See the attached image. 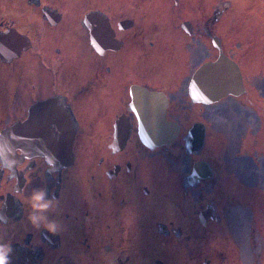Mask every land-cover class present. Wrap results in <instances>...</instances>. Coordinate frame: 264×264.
Segmentation results:
<instances>
[{
	"label": "flooded vegetation",
	"instance_id": "obj_1",
	"mask_svg": "<svg viewBox=\"0 0 264 264\" xmlns=\"http://www.w3.org/2000/svg\"><path fill=\"white\" fill-rule=\"evenodd\" d=\"M150 1L0 0V147L13 128L14 148L13 156L0 154V240L25 251L13 252L11 264H231L236 257L223 237L225 208L254 201L245 206L232 192L245 185L210 153L208 121L211 108L233 96L216 104L193 97L201 84L208 99L195 74L217 59L216 44L226 54L228 47L205 9L197 15L182 12L181 0L166 9ZM167 125L178 127L170 142L145 141ZM66 127L71 149L40 153L49 143L41 134ZM44 187L58 200L46 213L59 225L50 240L17 196ZM210 235L218 242L209 244Z\"/></svg>",
	"mask_w": 264,
	"mask_h": 264
},
{
	"label": "rangeland",
	"instance_id": "obj_2",
	"mask_svg": "<svg viewBox=\"0 0 264 264\" xmlns=\"http://www.w3.org/2000/svg\"><path fill=\"white\" fill-rule=\"evenodd\" d=\"M150 2L164 9L171 3L169 0ZM181 2L182 12L199 15L206 10L211 28L224 38L229 56L240 64L246 77L249 89L246 95L229 97L209 112L210 153L219 157L222 167L225 164L224 173L234 175L245 185L241 188L243 192L236 187L232 191L242 204L248 205L249 198L254 201L249 208L234 203V208H225L230 217L225 214L227 226L223 237L237 253L235 258L231 255V264H264V116L259 115L262 107L264 110V0ZM216 56L210 45V58ZM248 97L258 102L257 107L249 104ZM247 156L246 161L243 158ZM226 183L232 189V179H227ZM218 237L210 235L207 242L217 243Z\"/></svg>",
	"mask_w": 264,
	"mask_h": 264
},
{
	"label": "water",
	"instance_id": "obj_3",
	"mask_svg": "<svg viewBox=\"0 0 264 264\" xmlns=\"http://www.w3.org/2000/svg\"><path fill=\"white\" fill-rule=\"evenodd\" d=\"M216 44V43H215ZM219 49V56L216 61H210L203 64L200 69L196 72L194 79L196 81L205 80V85L208 86V99H203L201 94V84H199V89L193 94L195 102H207L209 104H215L220 102L222 99L228 96H240L246 93V89L243 84V76L241 73V69L239 65L230 59L222 50V48L216 44ZM197 83L194 84V88H197ZM50 109L52 106L50 105ZM164 128H168L165 132H150L147 134L146 140L153 141L154 143L164 144L170 142L178 133L177 125L174 127L164 126ZM13 128L8 129L4 133H2L3 142L0 147V154L2 157H10L14 154V148L8 146L11 144V135ZM42 136L45 137L44 140H48L49 143H45L43 147L39 149L40 153L50 151L59 152L60 155L63 153H67L68 150L71 149V142L73 137V132L65 128L62 132L58 133L57 131H50L46 133H42ZM40 135V136H41ZM41 136V137H42ZM194 133L190 135L191 139L193 138ZM53 141L61 142V146H53ZM7 144V146H5ZM60 148V149H59ZM59 153H57L58 155ZM66 157V155H65ZM14 252H25L20 247L18 249H14Z\"/></svg>",
	"mask_w": 264,
	"mask_h": 264
},
{
	"label": "clouds",
	"instance_id": "obj_4",
	"mask_svg": "<svg viewBox=\"0 0 264 264\" xmlns=\"http://www.w3.org/2000/svg\"><path fill=\"white\" fill-rule=\"evenodd\" d=\"M17 196L31 209L28 214V219L33 227L39 229L42 226L50 234L48 237L49 240L51 236L58 234V223L50 220L46 215L50 209H54L58 205V200L54 195L49 194L46 187L33 189L27 197H24L20 193H17ZM13 252L14 248L11 241L4 242L0 240V264H11Z\"/></svg>",
	"mask_w": 264,
	"mask_h": 264
}]
</instances>
